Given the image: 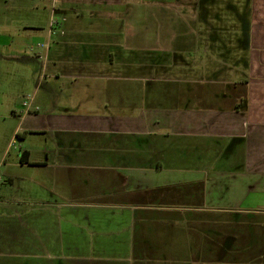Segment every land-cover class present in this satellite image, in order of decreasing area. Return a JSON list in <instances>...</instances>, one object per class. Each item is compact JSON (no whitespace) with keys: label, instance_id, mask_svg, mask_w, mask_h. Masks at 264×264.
<instances>
[{"label":"crops","instance_id":"obj_1","mask_svg":"<svg viewBox=\"0 0 264 264\" xmlns=\"http://www.w3.org/2000/svg\"><path fill=\"white\" fill-rule=\"evenodd\" d=\"M17 1L51 23L9 139L50 137L4 133L0 257L264 264V0Z\"/></svg>","mask_w":264,"mask_h":264},{"label":"rangeland","instance_id":"obj_2","mask_svg":"<svg viewBox=\"0 0 264 264\" xmlns=\"http://www.w3.org/2000/svg\"><path fill=\"white\" fill-rule=\"evenodd\" d=\"M50 18V13L41 8L38 11L31 9V11L24 12L20 9L17 0H0V156H2L3 152L4 133V140L8 138V142H10L11 155H21L22 148H19V146H23L24 144L25 146H34L36 151H42V149H46V146H48L50 137L48 131L29 135L24 144H21L22 142L19 138L14 137V135L13 141H10L11 139L9 138L12 134L13 123L15 121L8 117L12 115V112L19 113L22 110L29 111L31 115L43 113L42 109L32 105L31 99L38 78L40 77L41 82H44L45 79V73L41 74L42 61L37 57V55H44V49L39 48L37 45L44 44L47 39L46 37L51 23ZM32 28L36 29L34 30ZM17 103H19V106L14 107ZM40 154L41 152H39ZM175 161L177 160L173 158L168 160L169 164ZM164 162L165 159H162L161 163ZM175 167L178 168V165ZM0 176L3 178L1 171ZM20 185L23 186L26 183L16 181L14 184L16 189H11L9 192H6L8 195H5V197L11 199L13 195H15L14 198H23V196H26L25 193H20L17 189ZM250 242L253 243V241ZM235 246V252L242 254L241 248L243 247V241L237 239ZM65 254L66 252L61 253L59 251L58 255H55L53 258L50 257V259L44 255H40L36 259L20 256H15V258L0 257V264L1 262L11 264H73V261H75L74 264H81L80 256L70 257V255ZM240 256L244 257V255ZM93 258V263L97 264V261H100L101 257ZM238 258L234 264L262 263L260 255L249 256L247 261L242 260L238 262Z\"/></svg>","mask_w":264,"mask_h":264},{"label":"built area","instance_id":"obj_3","mask_svg":"<svg viewBox=\"0 0 264 264\" xmlns=\"http://www.w3.org/2000/svg\"><path fill=\"white\" fill-rule=\"evenodd\" d=\"M1 180H2V177L0 176V182H1Z\"/></svg>","mask_w":264,"mask_h":264}]
</instances>
